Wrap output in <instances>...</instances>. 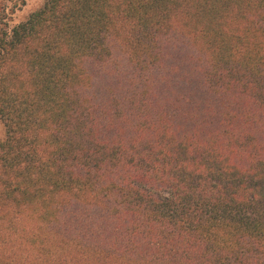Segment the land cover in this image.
I'll return each instance as SVG.
<instances>
[{
	"label": "trees",
	"instance_id": "obj_1",
	"mask_svg": "<svg viewBox=\"0 0 264 264\" xmlns=\"http://www.w3.org/2000/svg\"><path fill=\"white\" fill-rule=\"evenodd\" d=\"M0 122V264H264V0H43Z\"/></svg>",
	"mask_w": 264,
	"mask_h": 264
},
{
	"label": "rangeland",
	"instance_id": "obj_2",
	"mask_svg": "<svg viewBox=\"0 0 264 264\" xmlns=\"http://www.w3.org/2000/svg\"><path fill=\"white\" fill-rule=\"evenodd\" d=\"M43 0H0V22L12 29L41 7ZM5 128L0 122V140L5 138Z\"/></svg>",
	"mask_w": 264,
	"mask_h": 264
}]
</instances>
